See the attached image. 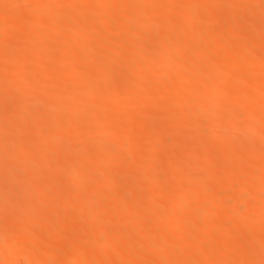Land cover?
<instances>
[{"label": "bare ground", "instance_id": "1", "mask_svg": "<svg viewBox=\"0 0 264 264\" xmlns=\"http://www.w3.org/2000/svg\"><path fill=\"white\" fill-rule=\"evenodd\" d=\"M257 132L264 0H0L3 256L264 264Z\"/></svg>", "mask_w": 264, "mask_h": 264}, {"label": "rangeland", "instance_id": "2", "mask_svg": "<svg viewBox=\"0 0 264 264\" xmlns=\"http://www.w3.org/2000/svg\"><path fill=\"white\" fill-rule=\"evenodd\" d=\"M55 6H56V5H55ZM55 6H54V7H55ZM49 9H50V10L52 9L51 12L54 11L53 6L49 7ZM196 20H197V19H196ZM198 20H199V19H198ZM25 22H26V24L28 23L27 21H25ZM116 24H117V22H115V25L112 24V26H114V27H111L112 30H113V29L116 30L115 27L118 28L119 22H118L117 25H116ZM120 24H121V23H120ZM123 25H124V26H123ZM123 25H121V26L119 25V27H120V28H123V27L125 28L126 25H125V24H123ZM126 27H127V26H126ZM211 33H212V35H213V32H211ZM214 33H215V32H214ZM207 35H208V34H207ZM207 35L204 34V35H202V36H199V37H200L199 40L205 42L204 40H207L208 37H213V38H211V40H210V41L213 42V40H214V36H212L210 33H209L210 36L208 35V37H207ZM215 35H216V33H215ZM205 38H207V39H205ZM215 38H216V37H215ZM149 39H150V40L152 39V40H151V43L155 40V38H154V39H153V38H149ZM203 39H204V40H203ZM212 39H213V40H212ZM150 40H147V43H149ZM196 40L199 42L198 38H197ZM148 41H149V42H148ZM59 42H60V41H59ZM59 42H58L59 45H60V43H61L62 45L64 44V41H63V43H62V42L59 43ZM199 43H201V42H199ZM227 43H228V42H227ZM227 43H226V44H227ZM212 44H213V43H212ZM223 44H224V43H223ZM223 44H222L221 46L216 44V46H220V47H222ZM226 44H225V45H226ZM59 45H57V46H59ZM228 45H229V44H227V46H228ZM212 46H213V45H212ZM216 46H215V48H218V49H215V50H218V51H219V50H222V49H220V47H216ZM222 48H223V47H222ZM224 48H226V46H224ZM125 50H126V51H124V52L127 53V49H125ZM54 52H55V51L52 52L53 55H55ZM52 53H51V54H52ZM51 54L49 53L50 56H51ZM52 57H53V56H52ZM101 58L103 59V57H100V59H101ZM105 58H107V57H105ZM104 60L106 61L107 59H104ZM259 60H260V58H259ZM102 61H103V60H102ZM260 61H262V60H260ZM260 61H259V62H260ZM52 71H53V70H52ZM52 71H51V72H52ZM53 73L55 74V71H54ZM76 73H77V74L80 73L79 75H82V74H81L82 72H79V71H78V72H76ZM56 75H57V74H56ZM59 75H60V74H58V76H59ZM119 75H120V74H119ZM120 76H121V75H120ZM21 82H22V81H21ZM23 84H26V83L23 81L21 85H23ZM192 84H193V82H192ZM194 84H195V83H194ZM195 85H196V86H195ZM195 85H193V87H199L200 89H202V87H201V86H202V83H200V82H196ZM110 89H111V86H109V89H107V90H110ZM196 89H198V88H196ZM198 90H199V89H198ZM224 90H226L227 92L230 91V89H228V88H227V89H224ZM224 90H222V88H217V90H215L214 92H215V93L219 92V94L224 93V92L227 93V92L224 91ZM142 91H143V93H145V92H144V91H145L144 89H143ZM249 101H250V102H252V101L254 102L253 99H252V101H251V98H250ZM165 119H166V118H165ZM165 121H168V120H165ZM112 125H113V124H112ZM109 127L112 128V126H110V125H109ZM113 127H114V126H113ZM257 133L259 134L260 138L263 139L264 135L262 136V132H257ZM257 133H256V134H257ZM256 134H255V135H256ZM260 134H261V135H260ZM253 135H254V134H253ZM114 136H115V135H114ZM143 136H144V135H136L135 137H136V139L139 140V139H142ZM259 136L257 135L256 138L258 137V139H259ZM116 137H117V136H116ZM144 137H145V136H144ZM134 139H135V138H134ZM262 139H259V140H262ZM142 140H143V139H142ZM136 141H137V140H136ZM140 141H141V140H140ZM63 143L65 144L66 142H62V144H63ZM64 144H63V145H64ZM66 144H67V143H66ZM22 164H23V163H22ZM167 164H168L167 159H161V160L157 163V167L164 169V168L166 167ZM164 166H165V167H164ZM171 188H172L173 190H174V189L177 190L176 187H171ZM172 189H171V191H172ZM82 197H83V196H79V197H76V198H74V199L72 198V200H70L69 202H70V203H73V202H71V201H75L74 203L77 204V203H79V202L81 201ZM231 199H234V198H231ZM39 240H40V239H39ZM36 241H37V243L39 242L38 240H34V243H33L34 245H35V242H36ZM41 241H42V240H41ZM42 242H43V241H42ZM44 243H45V242H44ZM44 243H42V245H43ZM39 244L41 245V242H39ZM36 245H37V244H36ZM184 248H185V250H188V251H189L190 248H191V246L187 245V246H185ZM25 249H26V251H27V247H26ZM28 250H30V248H29ZM24 251H25V250H24ZM1 255H2V256H0V259H1V258H2V259H3V258H4V259L6 258L5 260H9V261L15 260V261H16V259H18V257H21L22 254L14 255V256H11V257H10V256H8V257L6 256V257H5V256H3V254H1ZM43 256H46V254L43 253ZM22 258H23V257H22ZM22 258H19V259L21 260ZM4 259H3V260H4ZM19 259H18V260H19ZM3 260H1V263H3V262L5 261V260H4V261H3ZM18 260H17V261H18ZM15 261H14V262H15Z\"/></svg>", "mask_w": 264, "mask_h": 264}, {"label": "clouds", "instance_id": "3", "mask_svg": "<svg viewBox=\"0 0 264 264\" xmlns=\"http://www.w3.org/2000/svg\"><path fill=\"white\" fill-rule=\"evenodd\" d=\"M10 247H11V245L8 243L0 242V254H3L5 252V250H7ZM18 252L22 253V257L27 260V264H47V262L45 260H42L38 256H35V254H33L31 252V250L22 251L20 249H13L14 254H16ZM18 258H20V257H18ZM4 264H12V262L9 260H5Z\"/></svg>", "mask_w": 264, "mask_h": 264}]
</instances>
